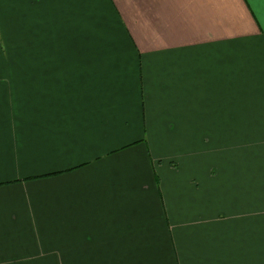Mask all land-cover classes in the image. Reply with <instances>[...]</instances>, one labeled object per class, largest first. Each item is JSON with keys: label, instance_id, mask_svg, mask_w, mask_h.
Masks as SVG:
<instances>
[{"label": "crops", "instance_id": "crops-1", "mask_svg": "<svg viewBox=\"0 0 264 264\" xmlns=\"http://www.w3.org/2000/svg\"><path fill=\"white\" fill-rule=\"evenodd\" d=\"M0 53V264H264V0H0Z\"/></svg>", "mask_w": 264, "mask_h": 264}, {"label": "rangeland", "instance_id": "rangeland-1", "mask_svg": "<svg viewBox=\"0 0 264 264\" xmlns=\"http://www.w3.org/2000/svg\"><path fill=\"white\" fill-rule=\"evenodd\" d=\"M53 1H60V0H53ZM3 6L5 8L4 12L8 11V13H11V6L10 5H8L7 3H4ZM36 39H37V43H39L42 39H45L46 40L45 43L47 46L46 49H48V46L50 45L51 55H52V63L51 64L63 65V37H49V39H48V37H36ZM10 45H12V42L9 40H8V43L6 45H4V43H3V48H4L3 51H5V54L7 53V50L9 51V54H10V48H11ZM3 54L4 53H2V54L0 53V59L7 62L8 58H6ZM49 58H51V57L44 58V59H43V57L34 58V59L31 58L29 60H31L33 63H38L41 61H47V59H49ZM256 124H262V128H261L259 134H257V136L254 135V132L252 131V129L249 131L251 133L246 135V136L234 134L233 138L231 139V146L240 145V144H247V145H250V147H254L256 149V151H259L260 148L264 145V123H256ZM221 139L222 138L219 137V147L221 144V142H220ZM188 141L190 143H195V145L198 149L197 154L201 157L203 155V148L209 147L208 143H209V141H212V139L206 138V137L205 138L197 137L196 139H185V142H188ZM260 154H261L260 156L255 157L254 161L257 163H260V164H262V166H264V152H261Z\"/></svg>", "mask_w": 264, "mask_h": 264}]
</instances>
